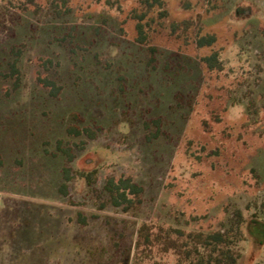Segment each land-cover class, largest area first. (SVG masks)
I'll use <instances>...</instances> for the list:
<instances>
[{
    "label": "rangeland",
    "instance_id": "obj_1",
    "mask_svg": "<svg viewBox=\"0 0 264 264\" xmlns=\"http://www.w3.org/2000/svg\"><path fill=\"white\" fill-rule=\"evenodd\" d=\"M48 1L0 0V264H134L144 222L211 233L238 212L241 264H264V0H65L61 16ZM110 178L143 186L137 214L108 201Z\"/></svg>",
    "mask_w": 264,
    "mask_h": 264
},
{
    "label": "trees",
    "instance_id": "obj_2",
    "mask_svg": "<svg viewBox=\"0 0 264 264\" xmlns=\"http://www.w3.org/2000/svg\"><path fill=\"white\" fill-rule=\"evenodd\" d=\"M33 1V0H32ZM161 0H141V4L152 7L155 4L161 5ZM49 7L54 14L63 15L62 6L66 4L64 0L48 1ZM134 18L137 19L136 30L138 33L137 41L140 44L147 43L146 26L143 22L144 15L138 14L135 10ZM189 21H182L175 24L174 27L184 26L188 28ZM217 41L215 34L206 33L204 35H196L194 43L198 48H205L213 46ZM151 50H155L151 47ZM154 58V57H152ZM19 59L16 58L10 64L11 75L15 79L16 86L19 85L20 69L18 67ZM202 62L210 70H221L223 67L220 53L213 51L204 56ZM46 87L51 88V93L56 96L61 87L52 79H40ZM159 122V120H156ZM160 129V127H158ZM67 132L71 135H88L94 138L96 131L91 127L79 128L77 125L68 127ZM155 133L154 137H158ZM59 150L69 158L70 161L74 159V154L71 147L63 146L62 141H58ZM0 159V164H1ZM65 181L60 186V191L68 194V183L73 180V175L68 168L64 171ZM108 201L115 207H121L130 214H137L142 203L143 186L136 183L131 178H110L106 185ZM79 220L82 224H87V219L79 213ZM245 220L241 213H237L236 221L232 222L225 230H218L211 233L203 232H189L175 227H165L163 225H151L144 222L138 231V239L136 242V254L134 264H141L147 256V248L151 246H159L164 252L173 250L178 255L177 264H241L243 253L239 249V244L246 240L244 232Z\"/></svg>",
    "mask_w": 264,
    "mask_h": 264
}]
</instances>
